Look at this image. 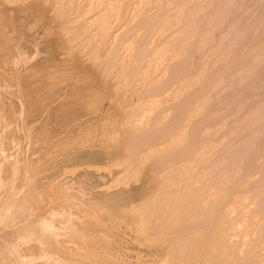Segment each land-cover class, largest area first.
<instances>
[{
  "label": "rangeland",
  "instance_id": "rangeland-1",
  "mask_svg": "<svg viewBox=\"0 0 264 264\" xmlns=\"http://www.w3.org/2000/svg\"><path fill=\"white\" fill-rule=\"evenodd\" d=\"M0 101V264H264V0H0Z\"/></svg>",
  "mask_w": 264,
  "mask_h": 264
},
{
  "label": "bare ground",
  "instance_id": "bare-ground-1",
  "mask_svg": "<svg viewBox=\"0 0 264 264\" xmlns=\"http://www.w3.org/2000/svg\"><path fill=\"white\" fill-rule=\"evenodd\" d=\"M30 2V1H29ZM62 4V3H61ZM63 5H64V3H63ZM61 6V5H60ZM21 7V6H20ZM58 7V6H57ZM63 7V6H62ZM11 8V7H10ZM18 10V9H17ZM43 10V9H42ZM44 11H45V9H44ZM43 11V12H44ZM67 23V22H66ZM67 29V28H66ZM69 32V31H68ZM70 33V32H69ZM72 33V32H71ZM72 35V34H71ZM75 35V34H74ZM70 48V47H69ZM77 51V50H76ZM71 53V52H70ZM68 55V54H67ZM14 60V59H13ZM18 60H19V58H18ZM11 61H12V59H11ZM20 61V60H19ZM114 62V61H113ZM20 63V62H19ZM96 63V62H95ZM105 63V62H104ZM96 65V64H95ZM3 69V68H2ZM5 70V69H4ZM5 71H7V68H6V70ZM98 71V70H97ZM49 72V71H48ZM112 72V71H111ZM100 73V72H99ZM103 74V73H102ZM104 81V80H103ZM109 82V81H108ZM7 83V82H6ZM5 86V85H4ZM111 87V86H110ZM9 89V88H8ZM33 89V88H32ZM12 90V89H11ZM17 91H19V90H17ZM16 91V92H17ZM15 92V93H16ZM30 92V91H29ZM28 92V93H29ZM32 92V91H31ZM25 93H27V91L25 92ZM27 93V94H28ZM22 93H20V95H21ZM3 95V94H2ZM31 95V94H30ZM19 96V95H18ZM28 96H29V94L27 95V100L29 99H31V98H28ZM29 97H31V96H29ZM32 98H33V96H32ZM11 99V98H10ZM23 99V98H22ZM17 100V99H16ZM98 100V99H97ZM22 102H21V108L19 107L18 108V110L16 109V113H17V115H18V113H21L22 114V121L23 122H25L24 124H26V127L27 128H30L31 126L34 128V127H36L37 126V124L39 123V121H40V119H39V121L38 122H36V123H34V122H31V121H29V115L30 114H28V112H29V109H28V106H27V108H26V105H28L29 103H32V101L31 102H28V104H26L25 105V101H23V100H21ZM1 102V101H0ZM35 102V101H34ZM37 102V101H36ZM11 105V104H10ZM20 105V104H19ZM29 105H31V104H29ZM32 105H34V104H32ZM32 105H31V108L33 109V107H32ZM24 107H25V110H24ZM37 107V106H36ZM30 108V107H29ZM35 110V109H34ZM2 114V113H1ZM127 115V114H126ZM5 117V116H4ZM2 119V118H1ZM32 119V118H31ZM30 119V120H31ZM6 120V119H5ZM8 120V119H7ZM46 120V119H45ZM43 122V121H42ZM18 123H19V121H18ZM48 123V122H47ZM21 124V123H20ZM45 124V123H44ZM19 125V124H18ZM20 126V125H19ZM18 126V128L20 129L21 128V126L19 127ZM39 127V126H38ZM32 128V129H33ZM21 131H23L22 129H21ZM52 140V139H51ZM1 160V159H0ZM2 161V160H1ZM0 165H1V162H0ZM3 166V165H2ZM1 170V169H0ZM5 170V168L3 167V171ZM5 172V171H4ZM4 172H3V174H4ZM1 173H2V171L0 172V175H1ZM6 179H7V176H0V182H2V181H6ZM11 180V179H10ZM30 180H31V177H30ZM33 180V179H32ZM27 183V182H26ZM28 184H30L31 185V183L29 182ZM25 187V186H24ZM23 187V188H24ZM16 191H17V189H15V191L13 192V194L14 195H12V197H14V200H17V197H18V195H20L19 197H18V199H19V204L17 205V202H15L14 200V203H16V205H17V208H16V206L14 207V208H16V210L14 211L15 213H16V211H17V209L18 210H20L21 209V211H22V208H23V211L24 210H26V209H30V208H28V204H34V203H36L37 201H41L40 200V197H41V192L40 191H37L36 190V186L35 187H33L32 185L26 190V187H25V191H24V193L23 194H18L17 196L15 195V193H16ZM44 194V193H43ZM52 195V194H51ZM51 197H53V196H51ZM59 197V196H58ZM41 198H43V196L41 197ZM57 198V197H56ZM55 198V199H56ZM57 199H59V198H57ZM53 200V199H52ZM59 200H61V198L59 199ZM13 201H12V199H11V201H3L2 202V205L4 204H7V203H13ZM54 202V201H53ZM57 202V200L55 201V203ZM59 202V201H58ZM13 203V204H14ZM46 203V202H45ZM48 203H49V201H48ZM54 203V204H55ZM61 205V204H60ZM63 205V204H62ZM6 206V205H5ZM4 206V208L2 209V214H0V226H1V222H3L5 219H6V217H8L9 215H8V212H11V209L12 208H10V207H5ZM12 206V205H11ZM20 206V209L18 208ZM37 206V205H36ZM38 206H39V203H38ZM59 206V204L57 205V207ZM31 207V206H30ZM56 207V208H57ZM33 208V207H32ZM58 208H61V206H59ZM50 209H51V207H50ZM34 210H36V207H35V205H34ZM38 210V209H37ZM59 210V209H58ZM62 210V209H61ZM61 210H59V211H61ZM21 211H20V213H21ZM53 211V208H52V210H51V212ZM63 211V210H62ZM61 211V212H62ZM64 211H67V210H65L64 209ZM28 212H29V210H28ZM32 212V211H31ZM30 212V213H31ZM37 212V211H36ZM29 213V214H30ZM54 213H55V209H54ZM56 213H57V211H56ZM60 213V212H59ZM11 214V213H10ZM14 214V213H13ZM12 214V215H13ZM61 214H63V213H61ZM64 214H67V213H65L64 212ZM8 215V216H7ZM59 215V214H58ZM11 216V215H10ZM28 217H29V215H28ZM22 218V217H21ZM27 218V217H26ZM26 218H22V219H20V220H22V221H25L26 220ZM9 219H11V218H9ZM19 219V218H18ZM53 221V220H52ZM94 221V220H93ZM5 222H6V220H5ZM42 223H43V227H42V229L39 231V232H37V233H35L36 232V230L35 231H32V232H30V233H32V234H39V235H36V236H40V238L42 237V236H44L45 237V235H47L49 232L47 231V230H49V231H51V233H53V235H54V237H55V233H59V231H58V228H57V225H55L53 222L52 223H50L51 221L49 220V221H47V219L46 220H44V221H41ZM41 222L39 221V220H32V221H28V223H24V225H23V227L21 228L23 231L25 230V229H28V228H30V225H32V224H36L37 223V225H39L38 223H40L41 224ZM4 224V223H3ZM54 224V225H53ZM61 225V224H60ZM7 226V225H6ZM9 226V225H8ZM27 227V228H26ZM31 227H33V229H35V228H37V227H35V225L34 226H31ZM35 227V228H34ZM40 227V226H39ZM44 227H46L47 228V234H45L46 233V231L44 230V232H42V230L44 229ZM45 228V229H46ZM20 229V230H21ZM31 229V228H30ZM38 229V228H37ZM1 230V229H0ZM39 230V229H38ZM5 231H7V229L5 230ZM9 231V230H8ZM19 231V230H18ZM28 230H26V232H27ZM22 232V231H21ZM29 232L27 233V234H29ZM18 233V232H17ZM3 234V233H2ZM8 234V233H7ZM14 234H15V232H14ZM20 234V233H19ZM16 235V234H15ZM51 235V234H50ZM11 236V235H10ZM14 236V235H13ZM28 236V235H27ZM48 236H49V234H48ZM72 236V235H71ZM24 237V236H23ZM26 237V236H25ZM32 237V236H31ZM34 237V238H33ZM32 237V239H37L38 237H36L35 238V236H33ZM50 238H51V236H49ZM74 237V236H73ZM75 237H77V236H75ZM218 237V236H217ZM13 238V237H12ZM26 238H29V236L28 237H26ZM43 238V237H42ZM46 238V237H45ZM56 238H57V234H56ZM7 240H8V238H6ZM11 239V238H10ZM21 239H22V237H21ZM25 239V238H24ZM31 239V238H30ZM53 239V238H52ZM6 240V241H7ZM17 240V239H16ZM26 240V239H25ZM28 241H29V239H27ZM26 240V241H27ZM39 240V239H38ZM42 242H43V240L42 239H40ZM69 240V239H68ZM75 240V239H74ZM78 240V239H77ZM37 241V240H36ZM45 241V240H44ZM67 241V240H66ZM18 242V241H17ZM19 242H21V241H19ZM55 242H56V239H55ZM9 243V242H8ZM13 243V242H12ZM22 244H24L23 243V241L21 242ZM58 243V242H57ZM79 243V242H78ZM15 244V243H14ZM14 244H13V246H14ZM218 244V243H217ZM21 245V244H20ZM219 245V244H218ZM217 245V246H218ZM225 245V244H224ZM211 246V245H210ZM216 246V245H215ZM222 246V245H221ZM226 246H228V245H226ZM226 246H225V248H226ZM12 247V246H11ZM15 247V246H14ZM21 247V246H20ZM212 247V246H211ZM221 248V247H220ZM3 249V248H2ZM34 249V248H33ZM43 249V248H42ZM61 249H63V248H61ZM207 249V248H206ZM206 249H204V251L203 252H205V250ZM211 249V248H210ZM215 249V248H214ZM228 249V248H227ZM22 250V249H21ZM65 250V249H64ZM15 251H17V249H15ZM213 251V250H212ZM223 252V251H222ZM2 253H3V251H2ZM10 253V252H9ZM210 253V252H209ZM218 253V252H217ZM220 253V252H219ZM27 254V253H26ZM34 254V253H33ZM38 254V253H37ZM40 254V253H39ZM55 254V253H54ZM205 254V253H204ZM11 255V254H10ZM46 255V254H45ZM50 255V254H49ZM53 255V254H52ZM212 255V254H211ZM211 255H209V256H211ZM222 255V254H221ZM8 256V255H7ZM30 256V255H29ZM207 256H208V254H207ZM231 256V255H230ZM10 257V256H9ZM27 257V256H26ZM25 256L24 257H22V259L23 258H26ZM31 257V256H30ZM40 258V257H39ZM42 258H43V256H42ZM42 258H40L41 259V261H42ZM211 258H212V256H211ZM27 259H29L28 257L26 258V260L25 259H23L24 261H25V263H26V261L28 262L29 260H27ZM47 259V258H46ZM215 259H216V257H215ZM30 260H35V257L34 258H32L31 257V259ZM37 260H39V259H36L35 261H37ZM51 260V259H50ZM214 260V259H213ZM48 261V260H47ZM218 261H219V259H218ZM33 263V261H30V263ZM43 262V261H42ZM54 262H55V259H54ZM56 262H57V260H56ZM60 262V261H59ZM220 262V261H219ZM6 264H7V261H6ZM27 264V263H26ZM44 264H45V260H44ZM56 264V263H55ZM185 264V263H184ZM215 264V263H214ZM217 264V263H216Z\"/></svg>",
  "mask_w": 264,
  "mask_h": 264
}]
</instances>
